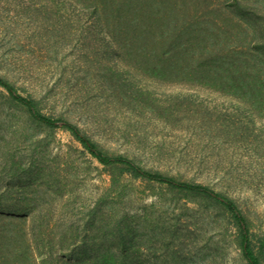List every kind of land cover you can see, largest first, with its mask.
Returning <instances> with one entry per match:
<instances>
[{
  "label": "rangeland",
  "instance_id": "obj_1",
  "mask_svg": "<svg viewBox=\"0 0 264 264\" xmlns=\"http://www.w3.org/2000/svg\"><path fill=\"white\" fill-rule=\"evenodd\" d=\"M216 1L223 8L211 49L226 64L215 81L148 75L108 39L74 33V19L46 0H0V36L24 35L27 59L24 72L0 47V75L109 154L234 199L264 264V0H246L259 13L251 25L235 21L225 30L228 0ZM8 200L9 208H28L19 213L38 226L26 229L18 212L2 213L0 264H44L62 247L87 264L120 254L133 264H248L240 227L216 200L100 163L0 86V207ZM26 234L40 247L29 248Z\"/></svg>",
  "mask_w": 264,
  "mask_h": 264
},
{
  "label": "trees",
  "instance_id": "obj_2",
  "mask_svg": "<svg viewBox=\"0 0 264 264\" xmlns=\"http://www.w3.org/2000/svg\"><path fill=\"white\" fill-rule=\"evenodd\" d=\"M27 1L32 3L34 0ZM46 2L47 6L54 3L52 12L61 13L60 16L66 17L69 22L74 19V22L69 24L70 30L75 28L74 33L80 36L88 32L96 39H108L111 46L119 48L120 56L126 63L141 68L153 77L167 79L179 74L185 75L186 79L191 81L193 79L203 81L207 77L215 81L217 72L222 73V67L226 64L221 63L219 56L221 54L213 52L210 42L212 38H216V33L220 29L219 13L223 8L222 2L221 6L216 0H52V2L46 0ZM224 7L223 30L234 26L235 21L251 25L250 21L254 19L252 16H259L246 0H228ZM23 37L24 35L0 36V47L3 48L1 57L27 72L24 67L27 59L23 48ZM223 58L226 59V56ZM260 84L259 90L264 92V85ZM0 86L14 101L26 109L33 120L49 128H63L71 132L100 163L107 166H121L134 177L199 193L216 200L232 215L240 227L242 252L248 264H263L253 247L247 218L234 199L209 185L178 179L160 171L147 169L128 155L109 154L77 124L62 116L44 114L35 96L20 93L16 85L2 75H0ZM139 91L141 96L145 95L142 90ZM8 203L9 200L0 207V215L18 212L15 218L22 219L24 225H28L26 229L35 230L34 228L38 226L37 220L29 224L27 217L19 213L20 209H28H26L29 205L27 200L23 204L26 207L23 208L17 203H14L15 206L19 205L21 208H9ZM47 228L52 227L47 224ZM30 239H32L30 235L29 237L27 234L24 235L29 248L40 247ZM261 244L264 246V238ZM61 249L63 251L60 254H51L47 259L44 258V264L86 263L84 259L78 257V254L71 252V248ZM101 263L133 264L134 262H130L120 254L110 258L104 256Z\"/></svg>",
  "mask_w": 264,
  "mask_h": 264
}]
</instances>
